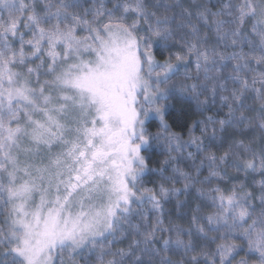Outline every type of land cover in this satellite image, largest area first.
Returning a JSON list of instances; mask_svg holds the SVG:
<instances>
[{"label":"snow or ice","instance_id":"obj_1","mask_svg":"<svg viewBox=\"0 0 264 264\" xmlns=\"http://www.w3.org/2000/svg\"><path fill=\"white\" fill-rule=\"evenodd\" d=\"M0 264H264V0H0Z\"/></svg>","mask_w":264,"mask_h":264}]
</instances>
